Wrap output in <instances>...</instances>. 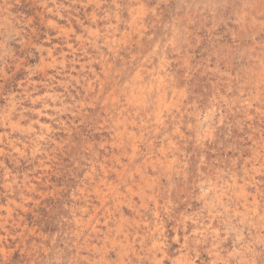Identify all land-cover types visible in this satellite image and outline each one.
Here are the masks:
<instances>
[{"label":"rangeland","instance_id":"rangeland-1","mask_svg":"<svg viewBox=\"0 0 264 264\" xmlns=\"http://www.w3.org/2000/svg\"><path fill=\"white\" fill-rule=\"evenodd\" d=\"M0 234V264H264V0H0Z\"/></svg>","mask_w":264,"mask_h":264},{"label":"bare ground","instance_id":"bare-ground-1","mask_svg":"<svg viewBox=\"0 0 264 264\" xmlns=\"http://www.w3.org/2000/svg\"><path fill=\"white\" fill-rule=\"evenodd\" d=\"M143 2V1H142ZM91 3V2H90ZM143 5V4H142ZM145 5V4H144ZM220 7V6H219ZM118 18V17H117ZM53 23H55V21H53ZM98 30V29H97ZM91 32V31H90ZM99 32V31H98ZM95 34L97 35L98 33H97V31H95ZM95 37V36H94ZM70 45H71V43H70ZM71 46H73V45H71ZM66 56V55H65ZM166 61V60H165ZM161 65V64H160ZM164 69V68H163ZM151 70V69H150ZM165 70V69H164ZM220 71V70H219ZM138 72V71H137ZM161 72H162V70H161ZM148 73H149V71H148ZM151 73V72H150ZM169 73V72H168ZM166 75H168V74H166ZM137 77V76H136ZM162 79H163V77H161ZM165 78V77H164ZM138 79V78H137ZM169 79V78H168ZM171 80H172V78H170ZM170 81V80H169ZM91 85V84H90ZM92 86V85H91ZM145 86V85H144ZM151 86V85H150ZM164 86V85H163ZM169 86V85H168ZM155 87V86H154ZM166 87V86H165ZM142 88V87H141ZM151 88V87H150ZM138 91H140V90H138ZM143 91H144V89H143ZM159 91V90H158ZM137 97V96H136ZM132 98V97H131ZM137 99V98H136ZM132 100V99H131ZM141 100V99H140ZM119 102V101H118ZM131 102V101H130ZM129 102V103H130ZM144 102V101H143ZM136 103V102H135ZM139 104V103H138ZM142 104V103H141ZM123 105V104H122ZM129 105V104H128ZM138 106V105H137ZM118 107V106H117ZM139 107V106H138ZM13 110V109H12ZM126 110V109H125ZM123 112V111H122ZM42 113V112H41ZM48 115V114H47ZM133 116V115H132ZM133 118V117H132ZM120 120V119H119ZM132 120V119H131ZM162 120V119H161ZM164 120V119H163ZM117 121V120H116ZM131 123H133V122H131ZM135 123V122H134ZM159 123V122H158ZM128 124V123H127ZM131 126H132V124H131ZM162 126V125H161ZM129 127V126H128ZM133 127V126H132ZM46 128L49 130L50 129V126L49 125H46ZM140 128V127H139ZM157 128V127H156ZM155 128V129H156ZM134 129V128H133ZM136 131V130H135ZM121 134V133H120ZM129 134V133H128ZM44 136V135H43ZM130 136H132V135H130ZM124 137V136H123ZM137 138V137H136ZM135 138V139H136ZM134 139V138H133ZM121 143V142H120ZM15 146V145H14ZM136 147H137V145L135 146V145H133V149L135 150L136 149ZM15 148H16V146H15ZM132 148V147H131ZM37 149V148H36ZM35 149V150H36ZM38 149H40V148H38ZM151 149V148H150ZM17 150H18V148H17ZM41 150V149H40ZM152 150H153V148H152ZM19 151H20V149H19ZM37 151V150H36ZM133 151V150H132ZM129 152V151H128ZM144 153V152H143ZM262 153V152H261ZM134 155V154H133ZM144 155V154H143ZM139 156V155H138ZM129 157V156H128ZM147 157V156H146ZM150 157V156H149ZM130 158V157H129ZM133 159V158H132ZM152 160V159H151ZM167 160H169V159H167ZM172 160V159H171ZM174 160V159H173ZM120 162V161H119ZM162 162V161H161ZM103 163V162H102ZM134 163V162H133ZM140 163V162H139ZM144 164V163H143ZM151 164H153V163H151ZM172 165H173V162L171 163ZM120 165V164H119ZM140 165V164H139ZM171 165V166H172ZM144 166V165H143ZM170 166V167H171ZM101 167H104L103 165L101 166ZM142 167V166H141ZM94 168V167H93ZM114 168V167H113ZM140 168V167H139ZM104 169V168H103ZM102 169V170H103ZM126 170V169H125ZM143 170V169H142ZM111 171V170H110ZM104 173V172H103ZM109 173V172H108ZM106 174V173H105ZM134 174V173H133ZM91 176V175H90ZM107 176V175H106ZM152 177V176H151ZM133 178H134V176H133ZM104 179V178H103ZM136 179V178H135ZM29 180V179H28ZM102 181V180H101ZM127 181H128V179H127ZM32 182V181H31ZM133 182V181H132ZM28 183V182H27ZM212 184V183H211ZM33 185V184H32ZM111 187V186H110ZM109 187V190H111L112 188H110ZM94 189H97V188H95L94 187ZM82 191V190H81ZM84 191V190H83ZM86 191V190H85ZM100 190L99 189H97V192H99ZM95 193V192H94ZM245 193V192H244ZM99 196V195H98ZM108 196H107V193L103 196V200H105L106 198H107ZM18 203V202H17ZM8 205H9V203H8ZM11 206V205H10ZM9 206V207H10ZM7 209V208H6ZM157 215V214H156ZM79 221V220H78ZM94 225V224H93ZM159 226V225H158ZM5 227V226H4ZM93 228L94 229H96V227L95 226H93ZM159 229V228H158ZM162 230V229H161ZM1 235V234H0ZM162 243V242H161ZM159 246V245H158ZM156 247V246H155ZM5 248V247H4ZM163 248V247H162ZM158 249H159V247H158ZM4 250V249H3ZM179 264H194L195 262H194V260H192V258L190 257V256H187V255H182L181 256V258L179 259ZM213 264H216V263H213Z\"/></svg>","mask_w":264,"mask_h":264}]
</instances>
